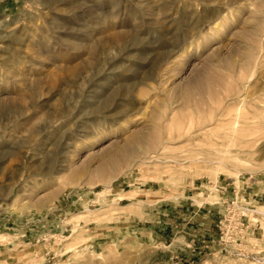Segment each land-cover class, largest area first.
<instances>
[{"label": "rangeland", "instance_id": "rangeland-1", "mask_svg": "<svg viewBox=\"0 0 264 264\" xmlns=\"http://www.w3.org/2000/svg\"><path fill=\"white\" fill-rule=\"evenodd\" d=\"M0 264H264V0H0Z\"/></svg>", "mask_w": 264, "mask_h": 264}, {"label": "built area", "instance_id": "built-area-1", "mask_svg": "<svg viewBox=\"0 0 264 264\" xmlns=\"http://www.w3.org/2000/svg\"><path fill=\"white\" fill-rule=\"evenodd\" d=\"M226 245H234L235 243H237L239 241V238H236L235 236H230L229 238L226 239ZM230 243V244H229Z\"/></svg>", "mask_w": 264, "mask_h": 264}, {"label": "bare ground", "instance_id": "bare-ground-1", "mask_svg": "<svg viewBox=\"0 0 264 264\" xmlns=\"http://www.w3.org/2000/svg\"><path fill=\"white\" fill-rule=\"evenodd\" d=\"M54 1H56V0H47V3L48 4H51L52 2H54ZM140 6V5H139ZM147 16V15H146ZM131 18V17H130ZM134 19H131L130 20V23L132 24V26H135V27H137V25L134 23ZM137 23V22H136ZM34 56V55H33ZM10 136H12V137H10L12 140H16L15 139V136L14 135H10ZM10 140V139H9Z\"/></svg>", "mask_w": 264, "mask_h": 264}]
</instances>
